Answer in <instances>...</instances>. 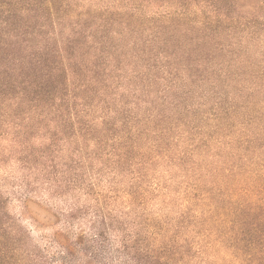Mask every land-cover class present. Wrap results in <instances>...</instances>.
Here are the masks:
<instances>
[{"label":"trees","instance_id":"1","mask_svg":"<svg viewBox=\"0 0 264 264\" xmlns=\"http://www.w3.org/2000/svg\"><path fill=\"white\" fill-rule=\"evenodd\" d=\"M4 5L0 163L11 154L31 174L51 167L64 183L44 182L67 191L82 178L68 168L96 161L100 179L126 186L97 193L100 230L75 232L77 215L61 212L63 227L34 242L0 184V264H264V124L254 118L264 102L239 91L206 105L250 73V58L71 55L30 37L35 26L11 22Z\"/></svg>","mask_w":264,"mask_h":264},{"label":"rangeland","instance_id":"2","mask_svg":"<svg viewBox=\"0 0 264 264\" xmlns=\"http://www.w3.org/2000/svg\"><path fill=\"white\" fill-rule=\"evenodd\" d=\"M0 1L5 3L4 14L11 22L35 26L27 30L30 37L58 44L62 46L58 51L71 55L245 56L252 62L251 67L246 68L250 73L232 81L227 91L223 86H216L206 105L216 107L215 103L239 91L243 96L255 91L257 97L254 98L264 102V0ZM191 91L194 92V88ZM258 110L254 118L264 124V108L258 107ZM226 156L229 158L228 154ZM50 164L53 163L47 162V166ZM24 168L28 165L16 157L4 156L0 163V184L9 199L12 215L20 218L29 229L34 242L44 241L45 236L63 227L65 221L59 222L63 218L61 212L77 215L71 221V229L75 232L82 229L90 232L95 221H99L97 229L100 230V205L95 202L100 200L97 193L112 195L109 190L114 186L117 189L126 186L120 179L106 174L100 179L96 161H88L81 168H68V172H78L82 178L78 188L67 191L63 187L57 191L54 183L44 182L55 177L58 183H64L65 175L49 173L51 167L33 174ZM172 175L181 180L176 170ZM168 177L170 175L166 174ZM30 185L33 191L26 208L19 199L23 191L31 190ZM80 258L78 255L74 264H79ZM227 261L232 263L230 259Z\"/></svg>","mask_w":264,"mask_h":264}]
</instances>
